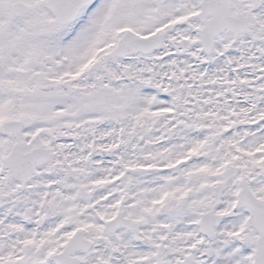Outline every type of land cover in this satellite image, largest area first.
<instances>
[{"label":"snow or ice","instance_id":"1","mask_svg":"<svg viewBox=\"0 0 264 264\" xmlns=\"http://www.w3.org/2000/svg\"><path fill=\"white\" fill-rule=\"evenodd\" d=\"M0 264H264V0H0Z\"/></svg>","mask_w":264,"mask_h":264}]
</instances>
